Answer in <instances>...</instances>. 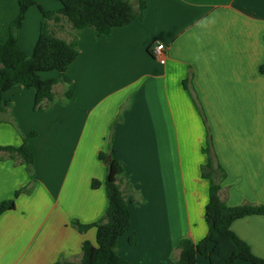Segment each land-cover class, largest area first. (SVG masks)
Masks as SVG:
<instances>
[{"label": "crops", "instance_id": "obj_1", "mask_svg": "<svg viewBox=\"0 0 264 264\" xmlns=\"http://www.w3.org/2000/svg\"><path fill=\"white\" fill-rule=\"evenodd\" d=\"M127 1L134 11L145 3L141 17L107 36L92 28L76 34L64 18L49 22L57 38L75 40L78 49L66 71L71 83L53 87L49 108L34 110L33 89L15 86L3 94L11 106L0 114V146L18 148L19 133L37 135L29 140L32 179L19 156L0 151V202L32 188L0 216V264L80 262L81 244H94L96 230L79 233L70 222L93 224L104 215L101 152L111 151L124 169L119 186L131 227L118 254L131 264H174L181 239L198 243L207 235V130L214 164L226 174L220 200L264 205V0ZM40 5L61 8L51 0ZM18 9V0H0L1 42ZM41 19L35 6L25 14L17 41L27 55ZM156 44L165 46L163 62L151 55ZM66 90L71 98L61 104ZM230 229L264 259V216L238 219ZM196 264L208 261L197 256Z\"/></svg>", "mask_w": 264, "mask_h": 264}, {"label": "trees", "instance_id": "obj_2", "mask_svg": "<svg viewBox=\"0 0 264 264\" xmlns=\"http://www.w3.org/2000/svg\"><path fill=\"white\" fill-rule=\"evenodd\" d=\"M40 1L18 0V15L9 24L8 39L5 42L0 41V114L5 113L11 106L10 101L3 99V94L12 87L23 86L33 89L35 91L34 110L44 111L55 102L53 87L58 83L70 85L71 80L67 77L66 71L78 55L77 43L75 40L66 42L57 38L50 29V21L59 22L61 18H64L76 34L86 28H92L96 35L107 36L113 28L127 26L135 18L141 17L145 9L143 1H140L138 10L134 11L127 0H51L61 5L60 10L52 12L43 9ZM33 6L38 8L42 19L36 44L32 53L27 55L20 49L17 35L23 26L27 10ZM52 71L57 72L59 76L48 80L41 79V73ZM259 73L264 75V64L259 67ZM71 94L70 90H66L61 104L66 103L71 98ZM197 107L206 124L201 107L198 104ZM19 135L22 143L18 148L0 146V151L19 156L32 179L34 156L29 139L35 137L37 133L31 131L27 134L19 133ZM206 137L208 163L202 168V177L210 183L204 214L207 235L198 243L181 239L177 244L179 253L174 264H196L197 256L206 258L208 264H234L237 261L264 264V259L253 255L250 247L230 229L231 224L238 219L264 216V205L230 207L220 200V183L225 179L226 174L218 164H214L215 157L208 130ZM110 154L111 151L106 154L101 152L98 155L107 170L104 184L108 205L104 215L93 224L84 225L76 220L70 222L71 227L79 233H84L90 228L96 230L94 244L87 240L82 242V256L78 264H131L118 254L119 239L131 227L126 196L119 186L124 169L122 164L113 157L105 163L106 157ZM99 186L98 181L92 180V189H97ZM31 189H20L14 193L13 198L1 201L0 216L15 210V199L20 194H29ZM128 243L133 246L136 244V239L130 237ZM55 264L74 263L59 260Z\"/></svg>", "mask_w": 264, "mask_h": 264}, {"label": "built area", "instance_id": "obj_3", "mask_svg": "<svg viewBox=\"0 0 264 264\" xmlns=\"http://www.w3.org/2000/svg\"><path fill=\"white\" fill-rule=\"evenodd\" d=\"M164 51H165L164 45L156 44L151 50V55L155 60L159 62H163L164 61Z\"/></svg>", "mask_w": 264, "mask_h": 264}, {"label": "water", "instance_id": "obj_4", "mask_svg": "<svg viewBox=\"0 0 264 264\" xmlns=\"http://www.w3.org/2000/svg\"><path fill=\"white\" fill-rule=\"evenodd\" d=\"M111 157L110 156H107L106 157V160H105V163H108L110 161Z\"/></svg>", "mask_w": 264, "mask_h": 264}, {"label": "rangeland", "instance_id": "obj_5", "mask_svg": "<svg viewBox=\"0 0 264 264\" xmlns=\"http://www.w3.org/2000/svg\"><path fill=\"white\" fill-rule=\"evenodd\" d=\"M44 1H45V0H44ZM60 89H61V88H59V90H57V96L60 95ZM35 132H36V131H35ZM30 139H31V138H30ZM30 139H29V140H30Z\"/></svg>", "mask_w": 264, "mask_h": 264}]
</instances>
